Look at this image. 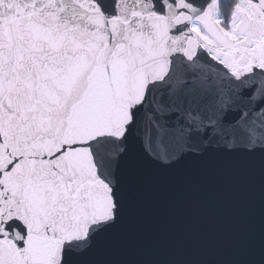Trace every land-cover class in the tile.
<instances>
[{
  "label": "snow or ice",
  "instance_id": "obj_1",
  "mask_svg": "<svg viewBox=\"0 0 264 264\" xmlns=\"http://www.w3.org/2000/svg\"><path fill=\"white\" fill-rule=\"evenodd\" d=\"M0 264H264V0H0Z\"/></svg>",
  "mask_w": 264,
  "mask_h": 264
},
{
  "label": "water",
  "instance_id": "obj_2",
  "mask_svg": "<svg viewBox=\"0 0 264 264\" xmlns=\"http://www.w3.org/2000/svg\"><path fill=\"white\" fill-rule=\"evenodd\" d=\"M222 244L219 241L201 239L193 234L190 237L178 238L168 236L157 237L143 246V251H133L134 259H200L222 258Z\"/></svg>",
  "mask_w": 264,
  "mask_h": 264
}]
</instances>
